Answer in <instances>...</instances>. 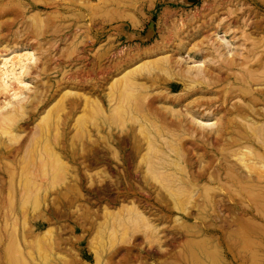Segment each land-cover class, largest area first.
I'll return each mask as SVG.
<instances>
[{"label": "rangeland", "instance_id": "obj_1", "mask_svg": "<svg viewBox=\"0 0 264 264\" xmlns=\"http://www.w3.org/2000/svg\"><path fill=\"white\" fill-rule=\"evenodd\" d=\"M236 17L257 24L253 36L264 51V0H0V53L34 57L23 77L30 86L18 98H25L22 109L0 91V107L10 103L1 113L13 105L19 127L18 137L0 133V151L20 149L15 160L0 157V264H264V209L234 207L227 202L239 199L234 189L212 184L226 155L241 163L257 154L256 145L239 148L249 129L231 106L247 102L243 84L214 87L208 80L224 72L220 58L209 56L218 36L245 56L249 42L231 26ZM238 72L245 75L242 63ZM71 103L74 120L65 127ZM163 126L176 131L174 144L156 136ZM134 141L151 183H163L165 169L177 178L202 172L203 190L176 191V209L153 204L132 163ZM30 142L38 145L27 160L21 147ZM131 191L139 211L121 206ZM204 196L224 203L195 206ZM196 230L206 235H190Z\"/></svg>", "mask_w": 264, "mask_h": 264}, {"label": "bare ground", "instance_id": "obj_2", "mask_svg": "<svg viewBox=\"0 0 264 264\" xmlns=\"http://www.w3.org/2000/svg\"><path fill=\"white\" fill-rule=\"evenodd\" d=\"M239 20H240L239 17H236L233 21H231V24H232L231 26L234 27L235 29L241 30L242 37H243L244 41L249 42V45L246 46L245 49H244V55L245 56H243V54L239 53V52H236V53L232 54L230 49H229L231 44H229L227 41H225L222 37L218 36L217 38H220V39H218L216 47L214 46V44H211L213 48H212L211 51L209 50L210 51V55L209 56L212 59L220 58L219 61H218L219 62V66L218 67L220 68V71L224 70V72H223V74L220 75V77H218V76L214 77V78L210 77L208 80H209V85L211 84L214 87H217V86L218 87H221V86L225 87V86H227L229 84H232L234 80L240 81V82L236 81L237 84H238V86H237L238 88H241L242 84H243L242 91H243V94L248 96L247 102H245L243 104H238L237 106H231L232 109L234 110V112H236L237 114H243V116H244L243 120H244V122L246 124L245 128L249 129V131L246 132L245 136L239 138V142L238 143L240 144L239 148H241L242 146H244L246 148H249V147H254V145H256L255 149L257 150V154H255V160L246 161V162L242 161L241 163H238L239 161L236 162L235 160H233V158L235 157L234 155H236L235 153L234 154L231 153V154L226 155L223 159H221L223 161L222 163H224L226 168H224V166H219V164L214 167V173L212 175V184H215V185H218V186L223 184V186L227 185V187H231V188L234 189L235 192L233 190L232 191H233V193H237L238 194L239 199L227 198V202L229 204L231 203V205L234 206V207L236 206V207H245V208L264 209V51L261 52L259 50V48L257 47V43H256L257 39L253 36V35H258V33H256L258 31V29H259L257 24H253V23H250V22L247 23L248 21L245 18L240 20V21ZM180 25L182 26V28H184L182 24H180ZM245 27H249V29L251 31L245 32L243 30V28H245ZM214 35L216 37L217 33L214 34ZM178 37H180V36H178ZM173 38H175V37H173ZM215 39H214V41H215ZM205 47H207V46H205ZM154 49L156 50V48H154ZM159 50H161V49H159ZM202 50H204V49H202ZM3 52H7V50H5ZM11 54H12V57L9 58L10 56L7 57L6 55L0 53V91L8 92V94H10V100L11 99L12 100L13 99L14 100L17 99V102H15V104L18 107L17 108V110H18L19 108L22 109L20 105L23 102V100L25 99V98L18 99L19 97L22 96L20 91L22 89L23 90L27 89L30 86V85L28 86V83L24 81L23 77H24L25 73L27 72V70L30 69V67L32 65L31 62L33 61L34 57H33L31 52L26 51V50L19 51L17 53L15 52V50L14 51L11 50ZM166 54H168V53H166ZM229 55H231V56L229 57ZM145 56H146V54H145ZM236 56L240 57V59H238V61H240V62L236 61L237 60L235 58ZM163 57H164V55H163ZM165 57H167V56H165ZM156 58L154 60L155 62L153 61V63L157 62ZM256 58H259V59H258V62L255 64V68H253L252 66H249L248 64H252V62ZM159 59H158V62L159 61L163 62L162 60H165V59H161V60H159ZM145 61H148V60H145ZM142 62L143 61H141V63ZM161 62H160V64H161ZM146 63H148V62H146ZM241 63H242L243 68L245 69V75L243 77H238L237 72H238V70H239V68L241 66ZM166 64H167V62H166ZM166 64L164 66L165 68H160L159 67L160 65L156 66V67L160 68L159 70H161L162 72H165L164 70L168 71L167 67H169V65L167 64L168 66H166ZM145 65L147 67V64H145ZM136 66H133V67H136ZM140 66H142V65H140ZM197 72H198V70H197ZM238 73L240 74V72H238ZM204 78H203V80H204ZM190 81H191V79H190ZM196 81L198 82V80H196ZM230 81H231V83H230ZM177 82H179V81L177 80ZM192 82L196 83L195 80L192 81ZM200 82H202V81H200ZM12 85H13L14 88L12 87ZM255 85L262 86V89H260V90L254 89L253 86H255ZM26 91H29V90H26ZM161 91H162V89H161ZM2 92H1V94H3ZM236 93H237L236 91H232L231 90L229 92L228 98L230 100H233L235 98L234 95ZM159 94L161 95V92ZM8 99H9V97H8ZM26 100L28 101V98ZM170 100H171V98H170ZM45 101H46L45 99L37 101V105L38 104H42ZM176 101H179V99H175V100L170 101V102L174 103ZM219 101H221V103L224 104L227 100L225 98H220ZM9 104L10 103L7 102L4 106L0 107V133H5V134H9V135L14 136V137H18L19 135L16 133L17 132L16 130L19 129V127L16 126V123L14 121L17 118V117L14 118V115L15 116H17V115L16 114L13 115V113H15L17 111V110H15V107H13V105H12V107H11L12 110L9 109V111L7 110L6 112L1 113L2 108L7 107ZM23 104H25V103L23 102ZM33 105H34V103H33ZM144 106H145V103H144ZM70 107H71L70 112H69V114L66 116V118L63 121V126H65V127L68 126V124H69V122L71 120H74L73 119L74 116L72 115L71 112H73L76 109V104L71 103ZM24 108H26V106ZM168 108L170 109L169 106H168ZM34 110H36V109H34ZM144 110H145V108H144ZM43 111H45V110H43ZM164 111H169V110L165 109ZM173 111H175V109H173ZM23 112H25V111H23ZM20 113L21 112H19L20 116L18 115L19 119H20V117L22 118L23 114H24V113L23 114L22 113L20 114ZM171 114L172 113H170V115ZM173 114H176V113H173ZM150 115H153V117H157V116H155V114H153V112H151ZM56 117H58V116H56ZM171 117H172V115H171ZM149 118H150V116H149ZM57 119L58 118H56V122L57 123L61 121V120H57ZM45 120L46 119H44L43 122H45ZM48 121H49V119H48ZM147 121H149V120H147ZM41 122L42 121H40V123ZM152 123H156V122H152ZM258 123L260 125H258ZM175 124H173V125L175 126ZM32 125H33V123H32ZM34 125H36L37 127L39 126V125L36 124V122H35ZM43 125H45V124H43ZM60 125H62V122L60 123ZM71 125H72V123H71ZM36 126H33V127L35 128ZM70 127H72V126H70ZM48 128H49V125H48ZM54 129H56V128H54ZM36 131L38 133H41V131L40 132L38 130L34 131L32 129V133L33 134ZM54 131H56V130H54ZM43 132H42V134H45V133L47 134L49 131H47L45 133H43ZM18 133H20V132H18ZM38 133H36V135ZM46 134H45V138H46ZM30 135H31V133H30ZM38 136H40V135L38 134ZM156 136L158 138H160L163 142L168 143V144H174L175 141L178 140V136L176 134V131L173 130V129H170L168 126H166V128L163 126L162 129L158 130V132L156 133ZM29 137L27 138L28 140H29ZM146 137H144V139H146ZM32 138H34V136H32ZM35 139H37L39 141L40 137L38 139L37 136H36ZM147 139H148V137H147ZM40 141H42V140H40ZM44 141H46V139ZM31 142H30V144H28V145L24 144L21 147L22 150H24V148H25L23 155L26 156L27 160H30L29 156H28L30 148L34 149L36 147V145H38L36 143H35V145H33L35 141L33 143H31ZM146 142H148V141H146ZM33 146H35V147H33ZM133 146H134L133 147L134 148L133 151H134V157L135 158L133 157L132 163L135 165L134 169L137 170V172H139L141 174V176H140L141 179L140 180L143 181V183L145 184V187L148 188L147 192L151 193V195L155 196V198L153 196V198H154L153 204H159V206H164L168 210H170L172 208L176 209L178 203L180 202L178 196L175 193L176 191H183L185 189H188V187L189 188H198L201 191L203 190V187L200 184L202 182H205V175L202 172L194 174L193 172L186 171L185 172V176L183 178L182 177L181 178L180 177L177 178V177H175V175H174V173L172 172L171 169H165L162 172L163 183L161 181H157L155 183H151V181L147 177V175H148L147 171L149 170V166H146V168H145V166L141 164V161H138V159H140V160L143 159V154H142L141 147L139 145L135 144V141L133 142ZM110 149H111V147H110ZM19 152H20V149H13L11 151L8 149V150L0 151V157H8L9 156L10 158L12 157L15 160L17 158V156L19 155ZM11 153H13L12 154L13 156L11 155ZM54 155H57V154L54 153ZM114 155H115V153H114ZM38 157H39V155H38ZM53 158L58 160L57 156L53 157ZM58 161H60V159ZM58 163H60V162H58ZM116 163H118V162H116ZM138 163L140 164L139 167H138ZM41 165L44 166V164H41ZM184 168L187 169L186 167H184ZM1 173H5V170H0V174ZM116 183L117 182H115V186H116ZM131 183H132V181H131ZM123 186H124V184H123ZM3 187L4 186L0 187V191L4 189ZM142 191H144V190H142ZM161 192H163V194L166 193L167 196H163L161 194ZM139 193H141V192H139ZM134 194H136L134 191H131V193L125 194L124 201L127 202V204H121L120 203L121 206L126 207L128 209V211L129 210L130 211L131 210L139 211L137 209V205L140 202L137 199H136L137 201H134V199L130 200L129 197H128L130 195L134 196ZM146 196L147 195H145V197ZM134 198H135V196H134ZM127 199H129V201H127ZM181 202L183 203V201H181ZM223 203H224L223 198L219 199L217 197H212V196H204L201 201L200 200L194 201V205L197 206V207H199V206H210L213 209L217 208L218 206H220ZM133 213H134V211H133ZM128 215H129V213H128ZM137 216H139V214ZM128 218H129V216H128ZM132 218H133V216H132ZM138 219L140 220V218H138ZM141 220H144V219L141 218ZM143 229H145V228L143 227ZM46 233H44V234H46ZM186 235H187V233H186ZM190 235L205 236L206 234H204L203 231L200 232V231L196 230V232H190ZM202 239H204V238H202ZM188 243H186V244H188ZM200 250H202L201 253H202V255L205 258H210L211 257V253L208 250H206V249H200ZM196 259H198V257Z\"/></svg>", "mask_w": 264, "mask_h": 264}]
</instances>
